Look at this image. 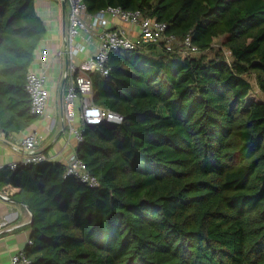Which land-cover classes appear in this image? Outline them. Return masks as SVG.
<instances>
[{
	"label": "trees",
	"instance_id": "1",
	"mask_svg": "<svg viewBox=\"0 0 264 264\" xmlns=\"http://www.w3.org/2000/svg\"><path fill=\"white\" fill-rule=\"evenodd\" d=\"M140 12L174 39L111 51L91 102L122 118L85 125L89 187L50 161L0 169L31 213L30 264H264V0H82ZM47 29L35 0H0V133L21 134L26 76ZM188 39L192 52L184 44ZM220 39L231 55L193 57Z\"/></svg>",
	"mask_w": 264,
	"mask_h": 264
},
{
	"label": "built area",
	"instance_id": "2",
	"mask_svg": "<svg viewBox=\"0 0 264 264\" xmlns=\"http://www.w3.org/2000/svg\"><path fill=\"white\" fill-rule=\"evenodd\" d=\"M66 21L67 34L65 38L64 54L69 64V74H67L68 86L65 89L63 96V116L69 134L75 136L77 142L82 140V128L85 125H97L102 123H111L119 125L122 118L112 112H107L99 107H96L91 102L92 96V82L89 80L90 73H99L101 76L108 74L107 58L111 51H125L141 48L142 44L163 42L168 51L171 50L174 39L172 37H165L164 31L166 26L164 24H157L154 20L144 17L142 13L130 12L121 10L115 7H107L105 11H101L95 15H90L91 25L86 26L82 21V16L86 15V7L82 0H66ZM110 22H116L119 25H128L135 29V37L127 36L123 31L117 29L106 28ZM113 24V23H112ZM92 30H97L98 50L95 54L85 57L87 51L86 47L76 42L79 35L85 37L84 41H89L93 36ZM184 44L192 52L196 48L191 47L188 39ZM61 54H58L60 57ZM84 56L81 61L74 62L77 57ZM41 65L44 66L42 73H35L30 70L26 76V90L31 100L30 113L34 117L49 118V98L46 82V71L52 67L49 60V53L43 51L40 54ZM80 100V123L75 126L76 119V103ZM15 136L8 138L10 142ZM6 137L0 133V142L4 143ZM36 140L33 135H27L21 138L20 148L23 153L21 163L23 164H39L40 162L49 161L48 156L43 153H36ZM19 148V149H20ZM13 169L15 164L10 165ZM1 169V168H0ZM64 170L66 176H77L83 183L89 187L96 186V180L92 178L85 165L77 158L76 153L73 154L65 163ZM9 227V224L4 219L0 218V234ZM30 243V241L28 242ZM12 264H30L28 258L25 257L23 251L16 252L12 257Z\"/></svg>",
	"mask_w": 264,
	"mask_h": 264
},
{
	"label": "crops",
	"instance_id": "3",
	"mask_svg": "<svg viewBox=\"0 0 264 264\" xmlns=\"http://www.w3.org/2000/svg\"><path fill=\"white\" fill-rule=\"evenodd\" d=\"M62 0H35V12L41 18L47 29L46 37L39 43L35 53L31 69L36 74L42 73L44 66L41 65L40 54L43 51L49 53V60L52 67L46 71V86L49 98V118H40L33 125L28 127L21 134L15 135L12 142L8 139L4 143L0 142V168L8 167L12 164H20L23 158L20 142L21 138L33 135L36 140V153H43L48 156L50 162L64 163L75 154L77 144L75 136L69 134L63 116L62 104L65 89L69 82V64L64 54L65 38L67 34L66 8L65 16L61 10ZM82 21L86 26H90L92 21L90 14L82 16ZM113 23V24H112ZM106 28L123 31L129 37H135V29L128 25H119L110 22ZM92 37L89 41H84L81 34L76 38V42L86 47L85 57L92 56L98 50V31L92 30ZM61 54L58 57V54ZM84 56L77 57L74 62H79ZM80 100L76 103L75 126L80 123L79 116ZM20 148V149H19ZM21 150V151H20ZM15 190L7 189L0 191V218L7 220L9 227L0 234V264H12L11 257L18 251H24L29 243L31 213L26 206H22L14 200L7 198V195Z\"/></svg>",
	"mask_w": 264,
	"mask_h": 264
},
{
	"label": "rangeland",
	"instance_id": "4",
	"mask_svg": "<svg viewBox=\"0 0 264 264\" xmlns=\"http://www.w3.org/2000/svg\"><path fill=\"white\" fill-rule=\"evenodd\" d=\"M222 53L224 55L225 60H227L229 63L232 61L231 60V55L230 52L227 48L223 47L222 44L220 43V39H214L212 42L211 49L205 52H199L198 54H195L193 57H203L205 60H210L215 58L216 54ZM245 80L250 83L251 85V93L249 94V100H254L256 102H263L264 103V94L260 92L258 89L256 79L253 75L248 74L244 76ZM5 222L8 221L5 220ZM10 225V224H9Z\"/></svg>",
	"mask_w": 264,
	"mask_h": 264
},
{
	"label": "water",
	"instance_id": "5",
	"mask_svg": "<svg viewBox=\"0 0 264 264\" xmlns=\"http://www.w3.org/2000/svg\"><path fill=\"white\" fill-rule=\"evenodd\" d=\"M65 5H66V0H62L61 10L63 11V16H65Z\"/></svg>",
	"mask_w": 264,
	"mask_h": 264
}]
</instances>
